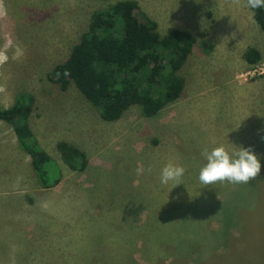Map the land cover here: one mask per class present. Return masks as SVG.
Returning a JSON list of instances; mask_svg holds the SVG:
<instances>
[{
  "label": "rangeland",
  "instance_id": "rangeland-1",
  "mask_svg": "<svg viewBox=\"0 0 264 264\" xmlns=\"http://www.w3.org/2000/svg\"><path fill=\"white\" fill-rule=\"evenodd\" d=\"M117 1L3 0L0 46L11 37L24 55L13 60L10 51L0 66V108L19 93L33 98L27 122L60 180L42 188L10 125L0 121V264H234L226 261L230 247L242 262L260 264L264 75L241 74L253 65L243 58L247 48L264 60V33L246 0H134L160 36L181 29L195 42L179 70L176 101L152 117H141L133 105L103 121L72 83L62 91L50 78L91 13ZM231 89L237 96L228 98ZM60 140L84 152L82 172L61 162ZM219 144L230 151L251 147L261 174L247 184L201 185L202 153ZM169 161L186 168L174 187L160 182Z\"/></svg>",
  "mask_w": 264,
  "mask_h": 264
},
{
  "label": "trees",
  "instance_id": "trees-1",
  "mask_svg": "<svg viewBox=\"0 0 264 264\" xmlns=\"http://www.w3.org/2000/svg\"><path fill=\"white\" fill-rule=\"evenodd\" d=\"M250 10L264 33V10ZM194 42L181 29L160 36L156 23L138 10L134 0H120L91 13L86 30L66 58L53 68L50 80L62 91L72 83L103 121L119 119L133 105L141 117H152L178 99L183 88L179 70ZM200 45L209 50L206 42ZM243 58L248 64H255L260 54L249 47ZM32 105L30 95L19 93L9 107L0 108V121L10 125L18 147L29 156L37 183L50 188L59 182V172L30 130L27 119ZM55 149L68 170L85 169L87 158L76 146L60 140ZM227 251V262L234 258V264H248L249 261L242 262L236 248ZM259 258L264 264V256ZM211 264L225 263L221 260Z\"/></svg>",
  "mask_w": 264,
  "mask_h": 264
},
{
  "label": "clouds",
  "instance_id": "clouds-1",
  "mask_svg": "<svg viewBox=\"0 0 264 264\" xmlns=\"http://www.w3.org/2000/svg\"><path fill=\"white\" fill-rule=\"evenodd\" d=\"M233 3L239 5L240 0H233ZM244 6L253 10H264V0H246ZM6 17L7 9L3 0H0V19ZM10 51L13 60H19L24 55L23 49L15 44L11 37H8L0 46V66L9 61ZM65 74L68 73L65 72ZM2 90L0 88V91ZM202 155L206 158V163L200 168L198 178L203 186L225 181L232 184H247L261 174L260 158L251 147L241 146L230 151L224 144H219L210 151L205 149ZM148 171L150 172L151 169L149 168ZM185 172L186 168L183 165L169 161L160 170V182L163 185L172 182L174 187L182 183Z\"/></svg>",
  "mask_w": 264,
  "mask_h": 264
},
{
  "label": "built area",
  "instance_id": "built-area-1",
  "mask_svg": "<svg viewBox=\"0 0 264 264\" xmlns=\"http://www.w3.org/2000/svg\"><path fill=\"white\" fill-rule=\"evenodd\" d=\"M241 75L244 77V80H249L264 75V60L251 65Z\"/></svg>",
  "mask_w": 264,
  "mask_h": 264
},
{
  "label": "crops",
  "instance_id": "crops-1",
  "mask_svg": "<svg viewBox=\"0 0 264 264\" xmlns=\"http://www.w3.org/2000/svg\"><path fill=\"white\" fill-rule=\"evenodd\" d=\"M187 59V58H186ZM244 65V64H243ZM240 66H242V64H240ZM251 66V65H250ZM249 66V67H250ZM214 67H215V69L216 70H218L219 69V67H218V65H214ZM242 67H245V65L244 66H242ZM220 68H222V67H220ZM232 68H234V67H232ZM233 70V73H232V80L234 81V74H235V72H234V69H232ZM218 73H215V75H217ZM214 75V76H215ZM245 82V81H244ZM243 82H239V85L240 86H242V85H244V84H242ZM249 83H252V82H249ZM249 83L247 82V83H245L246 85H249ZM234 91H235V89L234 90H230V92H229V95H227V97L228 98H230V96L233 98V97H236L237 96V94L236 93H234ZM224 97H226V95L224 96ZM237 102H239V101H236L235 103H234V106L236 105V103ZM224 103V102H223ZM233 104V103H232ZM159 112V111H158Z\"/></svg>",
  "mask_w": 264,
  "mask_h": 264
}]
</instances>
